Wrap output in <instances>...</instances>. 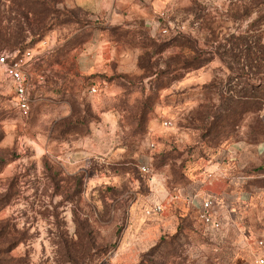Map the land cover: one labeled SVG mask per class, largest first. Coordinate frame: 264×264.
<instances>
[{"label": "rangeland", "instance_id": "374dc122", "mask_svg": "<svg viewBox=\"0 0 264 264\" xmlns=\"http://www.w3.org/2000/svg\"><path fill=\"white\" fill-rule=\"evenodd\" d=\"M17 48L32 112L0 66V264H264V0H0Z\"/></svg>", "mask_w": 264, "mask_h": 264}, {"label": "built area", "instance_id": "2783aa9c", "mask_svg": "<svg viewBox=\"0 0 264 264\" xmlns=\"http://www.w3.org/2000/svg\"><path fill=\"white\" fill-rule=\"evenodd\" d=\"M33 59L34 56L30 48L24 50H4L0 52V66L12 82L17 108L24 116L30 114L32 105L29 69L33 64ZM92 91L96 92L97 87L93 86ZM170 124V119L164 120L165 126H169ZM141 169L144 172H149L147 165H142ZM216 201L217 198L213 194L190 195V202L198 209L203 224L210 230H219L224 224L215 210ZM162 209L161 204H155L153 207V211L156 213H160ZM260 261L264 263V258H261Z\"/></svg>", "mask_w": 264, "mask_h": 264}, {"label": "trees", "instance_id": "16d2710c", "mask_svg": "<svg viewBox=\"0 0 264 264\" xmlns=\"http://www.w3.org/2000/svg\"><path fill=\"white\" fill-rule=\"evenodd\" d=\"M17 49H20V50H24V49H21V48H17ZM17 49H14V50H17ZM25 49H27V48H25ZM259 79H261V78H259ZM262 80V79H261ZM255 86H257L258 88H261V84L259 85H255ZM254 91V90H253ZM245 95H243L241 98H243ZM262 96H264L263 94H259L258 92H256V91H254V93H252V97H254L255 98V102L257 101V100H259ZM17 106V105H16ZM18 109V108H17ZM259 109V108H258ZM19 111V110H18ZM20 112V111H19ZM31 112H32V105H31V111H30V114H31ZM21 113V112H20ZM29 114V115H30ZM28 115V116H29ZM206 227V226H205ZM222 228H223V226H222ZM221 228V229H222ZM208 229V228H207ZM210 230V229H209ZM220 230V229H219ZM214 231H217V230H214ZM148 254H146V255H144L143 257H142V259L140 260V262L138 263V264H145V261H146V259H145V257L147 256Z\"/></svg>", "mask_w": 264, "mask_h": 264}]
</instances>
